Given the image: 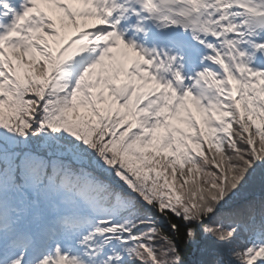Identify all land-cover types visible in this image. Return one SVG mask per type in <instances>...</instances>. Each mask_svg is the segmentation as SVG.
I'll return each instance as SVG.
<instances>
[{"label":"trees","instance_id":"trees-1","mask_svg":"<svg viewBox=\"0 0 264 264\" xmlns=\"http://www.w3.org/2000/svg\"><path fill=\"white\" fill-rule=\"evenodd\" d=\"M256 145L263 148L261 159L264 160V142L256 141ZM252 156L245 145L234 152L232 159L228 160L223 154L215 155L217 165L225 173L223 185L222 177H219L212 165H209V171L212 170L214 174L208 176V171L201 176H194L192 181H197L198 185L190 180L178 185L179 198L173 205L174 209L163 210V223L150 224L149 230L156 233L152 240L156 242L158 255L161 253L159 249H167L180 264L190 263L189 259L196 254L203 255L201 264H218L217 260L219 257L224 258L223 254H235L234 241L225 238L229 231L205 225V212L215 208L222 187L226 191L231 184H236L231 181L245 182L248 167L250 168L254 159ZM205 178L209 181L205 182ZM209 233L212 236L207 237ZM232 258L236 262L240 260L238 256Z\"/></svg>","mask_w":264,"mask_h":264},{"label":"bare ground","instance_id":"bare-ground-1","mask_svg":"<svg viewBox=\"0 0 264 264\" xmlns=\"http://www.w3.org/2000/svg\"><path fill=\"white\" fill-rule=\"evenodd\" d=\"M200 1V0H199ZM206 7L208 5H213L216 1L219 5H227L221 10L220 20L223 24V32L221 33L220 47L221 50H216L214 55L215 62H227L231 65H236V61H240V54L244 52L254 53L256 57L260 58L263 56L262 50L263 46L259 45L256 41H253V36H264V0H202ZM229 8V11L227 10ZM240 17L239 22H235L234 19L227 24L226 17ZM260 24L259 28L248 29L249 26H254L256 23ZM257 27V26H255ZM225 30L233 31V36L228 37ZM249 38L250 42H247V47H243L237 41L238 39ZM252 38V39H251ZM245 41V40H242ZM242 43V42H241ZM228 47L224 50V47ZM245 57V54H244ZM200 89L201 86H199Z\"/></svg>","mask_w":264,"mask_h":264},{"label":"rangeland","instance_id":"rangeland-1","mask_svg":"<svg viewBox=\"0 0 264 264\" xmlns=\"http://www.w3.org/2000/svg\"><path fill=\"white\" fill-rule=\"evenodd\" d=\"M58 18V14L57 13H52V16L49 20H47L43 25H42V29H41V33H40V36L39 38L42 39V40H46L47 38L51 37V38H56L58 39V41L61 39L60 37H64L65 33L67 31H70L71 30V23L72 21H67V22H64L62 24V27L59 30H57L56 28V25H55V19ZM62 33V35H61ZM92 41V53H94V49L96 48V42L97 40L95 39H91ZM42 43V41H41ZM41 45V44H40ZM38 45V47L40 46ZM73 49H81V47L79 46V43H75V45L73 46ZM42 51H45L44 49H41ZM11 55L16 58V59H20L21 56H22V49L20 47H16L15 49H12L11 51ZM32 59H34V57L32 56ZM204 76V74H203ZM214 78H217V73H215V75H213ZM239 81H242V82H246L247 79L246 78H242L240 79ZM255 81H258V78L255 80ZM172 97L176 98V99H180L182 96H181V93L180 92H175V93H172ZM194 103H191V105H193ZM230 107L232 106H235V105H232V104H229ZM235 110L239 113L240 116H243L244 112H243V109L241 107V104L238 102V104L235 106ZM224 113H227V111H224ZM217 117L219 116L218 114L216 115ZM213 120V115L210 114L207 121L205 122V125L208 124L209 121H212Z\"/></svg>","mask_w":264,"mask_h":264}]
</instances>
